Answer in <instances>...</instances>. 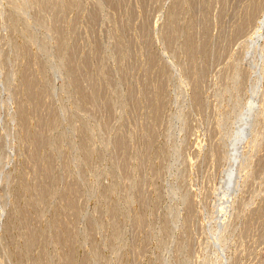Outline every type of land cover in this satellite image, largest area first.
Returning <instances> with one entry per match:
<instances>
[{
  "label": "rangeland",
  "instance_id": "374dc122",
  "mask_svg": "<svg viewBox=\"0 0 264 264\" xmlns=\"http://www.w3.org/2000/svg\"><path fill=\"white\" fill-rule=\"evenodd\" d=\"M24 1L0 0V264H264V0Z\"/></svg>",
  "mask_w": 264,
  "mask_h": 264
},
{
  "label": "bare ground",
  "instance_id": "6f19581e",
  "mask_svg": "<svg viewBox=\"0 0 264 264\" xmlns=\"http://www.w3.org/2000/svg\"><path fill=\"white\" fill-rule=\"evenodd\" d=\"M15 1H16V0H15ZM19 1H20V0H18V2H19ZM21 1H22V0H21ZM26 1H27V0H26ZM26 1H24V2H25V5L28 7V5H27L26 3H29V4H30V2H29V0H28L27 2H26ZM30 1H31V0H30ZM33 1H35V0H33ZM33 1H32V2H33ZM37 1H39V0H37ZM45 1H46V0H45ZM45 1H43V3H44V5H43V4H41V3H42V0H40V3H39V4H41V5H39V6H44V7H45V4H47V6L49 5V3L52 4V0H47L48 3H46ZM65 1H67V0H65ZM70 1H71V0H70ZM72 1H73V0H72ZM72 1H71V2H72ZM78 1H79V0H78ZM96 1H97V0H95V2H96ZM112 1H113V0H112ZM242 1H243V0H242ZM251 1L253 2V1H255V0H251ZM7 2H8V1H7ZM11 2H12V1H11ZM13 2H14V1H13ZM24 2H23V3H24ZM32 2H31V4H32ZM58 2H59V3H58ZM58 2H56V5H55V3L53 2V3H54L53 5H54V6H57V9H58V6H60L61 9H62V6H61V4H60V3H62V2H60V1H58ZM103 2H104V4H105V1H103ZM256 2H257V0H256ZM258 2H259V0H258ZM258 2H257V3H258ZM36 3H37V2H36ZM65 3L67 4V2H65ZM73 3H74V2H72V4H73ZM77 3H78V2H77ZM79 3H80V2H79ZM97 3H98V4H96V6H98V5H102V2H100L101 4H99V2H97ZM110 3L112 4L113 2H110ZM110 3H109V5H110ZM257 3H256L255 6L253 5V4H254V3H253V4H252V8H253V7L255 8V7L257 6L258 9H259L260 7L257 5ZM12 4H13V3H12ZM14 4H15V3H14ZM19 4H20V2H19ZM31 4H30V6H31ZM34 4H35V3H34ZM57 4H58V5H57ZM59 4H60V5H59ZM63 4H64V2H63ZM72 4H71V5H72ZM106 4H107V3H106ZM106 4H105V5H106ZM121 4H122V3H121ZM121 4H120V5H121ZM25 5H24V4L22 5V3H21V6H22V7L19 6V9H20V8H24ZM32 5H33V4H32ZM37 5H38V3H37ZM37 5H36V6H37ZM64 5H65V4H64ZM64 5H63V6H64ZM73 5H74V4H73ZM83 5H84V4H83ZM125 5H126V4H125ZM175 5H176V4H175ZM175 5H174V7H175ZM247 5H248V4H247ZM12 6H13V5H12ZM30 6H29V7H30ZM33 6L35 7V5H33ZM54 6H53V7H54ZM69 6H70V3L68 2V7H69ZM78 6H79V5H78ZM107 6H108V4H107ZM187 6H188V5H187ZM243 6H244V5H243ZM260 6H261V4H260ZM34 7H33V8H34ZM49 7H50V6L47 7V8H48V12H49V9L51 8V7H50V8H49ZM53 7H52V8H53ZM60 7H59V8H60ZM64 7H65V6H64ZM71 7H72V6H70L69 8H71ZM84 7H85V6H84ZM120 7H121V6H120ZM245 7H246V6H245ZM13 8H14V7H13ZM31 8H32V7H31ZM39 8H40V7H39ZM72 8H73V7H72ZM78 8H79V7H78ZM98 8H99V6H98ZM100 8H101V7H100ZM123 8H124V7H123ZM177 8H178V7H177ZM189 8H191V7H189ZM243 8H244V7H243ZM250 8H251V7H250ZM254 8H253V9H254ZM263 8H264V7H263ZM25 9H26V7H25ZM25 9H24V11H25ZM42 9H43V8H42ZM44 9H45V10H43V12H44V11H47V10H46V7H45ZM65 9L67 10L66 7H65ZM79 9H80V8H79ZM81 9H83V8H81ZM81 9H80V10H81ZM174 9H175V8H174ZM187 9H188V8H187ZM187 9H186V10H187ZM2 10H3V9H2ZM16 10H18V9H16ZM20 10H21V9H20ZM26 10H27V9H26ZM34 10H36V9H34ZM40 10H41V9H40ZM51 10H52V9H51ZM66 10H65V11H66ZM6 11H7V10H6ZM21 11H22V10H21ZM32 11H33V10H32ZM41 11H42V10H41ZM58 11H59V9H58ZM58 11H57V12H58ZM171 11H172V9H171ZM251 11H252V9H251ZM254 11H255V9H254ZM257 11H258V10H257ZM1 12H2V11H1ZM15 12H16V11H15ZM22 12H23V11H22ZM22 12H19V13H22ZM30 12H31V11H30ZM52 12H53V11H52ZM55 12H56V10H55ZM55 12H54V14H55ZM60 12H61V11H60ZM66 12H67V11H66ZM172 12H174V10H173ZM252 12H253V11H252ZM2 13H3V12H2ZM17 13H18V12H17ZM34 13H36V11H35ZM38 13H39V12H38ZM41 13H42V12H41ZM46 13H47V12H46ZM248 13H249V10H248ZM254 13H256V11H255ZM254 13H253V14H254ZM6 14H8V13L6 12ZM6 14H4V16H7ZM174 14H175V13H174ZM174 14H172V16H174ZM205 14H206V13H205ZM205 14H204V15H205ZM246 14H247V13H246ZM13 15H14V14H13ZM19 15H20V14H19ZM19 15H18V16H19ZM41 15H42V14H41ZM43 15H44V13H43ZM43 15H42V16H43ZM48 15H50V13H48ZM63 15H64V14H63ZM175 15H176V14H175ZM244 15H245V14H244ZM254 15H255V14H254ZM254 15H253L252 20H255V19H254V18H255ZM8 16H11V15H8ZM8 16H7V17H8ZM38 16H40V15H38ZM61 16H62V15H61ZM246 16H247V15H246ZM246 16H245V17H246ZM13 17L15 18V16H13ZM53 17H54V16H53ZM55 17H56V16H55ZM59 17H60V16H59ZM202 17H203V15H202ZM248 17H249V15H248ZM248 17H246V18H248ZM251 17H252V16H251V12H250V21H251ZM44 18H45V17H44ZM51 18H52V17H51ZM51 18H50V19H51ZM60 18H61V17H60ZM8 19H9V18H8ZM48 19H49V18H48ZM48 19H47V20H48ZM201 19H202V18H201ZM201 19H200V20H201ZM203 19H205V18H203ZM241 19H242V18H241ZM243 19H244V21L246 20L244 17H243ZM5 20H6V19H5ZM29 20H31V19H29ZM34 20H35V19H34ZM41 20H42V19H41ZM59 20H60V19H59ZM15 21H16V19H15ZM35 21H37V20H35ZM39 21H40V20H39ZM50 21H51V20H50ZM50 21H49V23H50ZM57 21H58V20H57ZM197 21H198V20H197ZM247 21H248V20H247ZM46 22H47V21H46ZM195 22H196V21H195ZM195 22H194V23H195ZM203 22H204V20H203ZM15 23H16V22H15ZM49 23H47V24H49ZM52 23H54V22L52 21V22H51V26L49 25L47 28L51 29V27L53 28V26L56 25V24H55V25L53 24V26H52ZM77 23H79V22H77ZM200 23H201V22H200ZM241 23H242V22H241ZM241 23H240V24H241ZM243 23H244V22H243ZM245 24H246V23H245ZM249 24H251V22H250ZM249 24H248V25H249ZM13 25H14V24H13ZM13 25H12V26H13ZM58 25H59V24H58ZM75 25H77V24H75ZM187 25H188V24H187ZM187 25H186V26H187ZM195 25H197V23H196ZM202 25H204V24H202ZM186 26H185V27H186ZM237 26H238V25H237ZM55 27H56V26H55ZM70 27H71V26H70ZM72 27H73V26H72ZM72 27H71V28H72ZM193 27H194V25H193ZM240 27H241V26H240ZM242 27H243V26H242ZM246 27H248V26H246ZM246 27H245V28H246ZM170 28H171V27H170ZM172 28L174 29L173 26H172ZM198 28H199V27H198ZM237 28H238V27H237ZM194 29H195V28H194ZM241 29L243 30L244 27L241 28ZM246 29H247V28H246ZM246 29H245V30H246ZM165 30H166V29H165ZM180 30H181V29H180ZM180 30H179V31H180ZM196 30H197V29H196ZM237 30H238V29H237ZM237 30H235V31H237ZM247 30H248V29H247ZM50 31H53V30L51 29ZM172 31H173V30H172ZM172 31L170 30V32H172ZM190 31H191V30H190ZM235 31H234V32H235ZM53 32H56V31H53ZM163 32H164V31H163ZM239 32L242 33L240 30H239ZM245 32H246V31H245ZM166 33H167V32H166ZM185 33H186V32H185ZM185 33H184V34H185ZM163 34H164V33H163ZM174 34H176V33H174ZM181 34H182V32H181ZM190 34H191V33H190ZM238 34H239V33H238ZM244 34H246V33H244ZM53 35H54V33H53ZM56 35H57V34L55 33V36H56ZM165 35H166V34H165ZM176 35H177V34H176ZM176 35H175V36H176ZM185 35H186V34H185ZM185 35H184V36H185ZM55 36H54V37H55ZM59 36H60V35H59ZM190 36H191V35H190ZM193 36H194V34H193ZM196 36L198 37V34H197ZM54 37L52 36V38H54ZM60 37H61V36H60ZM165 37H166V36H165ZM167 37H168V36H167ZM169 37H170V34H169ZM176 37H177V36H176ZM176 37H174V38H176ZM191 37H192V36H191ZM56 38H57V37H56ZM178 38H179V37H178ZM183 38H184V37H183ZM192 38H193V37H192ZM201 38H202V37H200V39H201ZM143 39H144V38H143ZM165 39H166V38H165ZM239 39H240V38H239ZM59 40H60V39H59ZM61 40H62V37H61ZM61 40H60V41H61ZM168 40H169V39H168ZM184 40H185V38H184ZM192 40H193V39H192ZM32 41H33V40H32ZM60 41H59V42H60ZM169 41H172V40H169ZM169 41H165V42H167V44H168ZM174 41H175V39H174ZM26 42H27V41H26ZM54 42H55V39H54ZM56 42L58 43V38H57ZM147 42H148V41H147ZM184 42H185V41H184ZM196 42H197V41H196ZM196 42L194 43V45H195V44L198 45V43H196ZM201 42H202V41H201ZM27 43H29V42H27ZM27 43H26V44H27ZM33 43H34V42H33ZM175 43H176V42H175ZM169 44H170V42H169ZM189 44H190V43H189ZM199 44H200V43H199ZM201 44H202V43H201ZM22 45H24V44H22ZM27 45H28V44H27ZM202 45H203V44H202ZM19 46H20V45H19ZM25 46H26V45H25ZM25 46H22V47H25ZM191 46H192V44H191ZM20 47H21V46H20ZM20 47H19V48H20ZM168 47H170V45H169ZM186 47H187V45H186ZM186 47H182V48H185V49H186ZM199 47H201V46H199ZM187 48H188V47H187ZM189 48H190V47H189ZM192 48H195V47L192 46L190 49H192ZM197 48H198V47H197ZM201 48H202V47H201ZM21 49H22V48H21ZM167 49H168V48H167ZM185 49H184V50H185ZM202 49H203V48H202ZM246 49H247V48H246ZM38 50H39V49H38ZM125 50H127V49H125ZM125 50H124V51H125ZM192 50H193V49H192ZM195 50H196V49H195ZM17 51H18V48H17ZM17 51H16V53H17ZM19 51H20V50H19ZM40 51H41V50H40ZM69 51H70V50H69ZM69 51H67V52H69ZM197 51H198V50H197ZM35 52H36V51H35ZM35 52H34V54H35ZM37 52H38V51H37ZM39 53H40V52H39ZM65 53H66V52H65ZM193 53H195V52L193 51ZM20 54H21V51H20ZM34 54H33V55H34ZM33 55H32V56H33ZM35 55H36V54H35ZM64 55H65V54H64ZM189 55H190V54H189ZM219 55H220V54H219ZM36 56H37V55H36ZM36 56H35V58H37ZM62 56H63V55H62ZM220 56H221V55H220ZM64 57H65V56H64ZM66 57H67V56H66ZM66 57H65V58H66ZM68 57H69V56H68ZM190 57H191V56H190ZM69 58H70V57H69ZM69 58H67V59L69 60ZM61 59H62V58H61ZM63 59H64V58H63ZM67 59H66V61H67ZM71 59H72V58H71ZM32 60H33V57H32ZM36 60H37V59H36ZM80 60H81V58H80ZM85 60H86V58H85ZM85 60H83V61L86 62L87 60H86V61H85ZM94 60H96V59H94ZM199 60H200V59H199ZM199 60H198V61H199ZM29 61L31 62V60H29ZM34 61H35V60H34ZM92 61H93V60H92ZM62 62H64V61L62 60L59 64H61ZM71 62H73V61H71ZM76 62H77V61H76ZM96 62H97V60H96ZM27 63H29V62H27ZM66 63H67V62H65V64H66ZM68 63H69V61H68ZM73 63H74V62H73ZM198 63L201 64L200 62H198ZM202 63H203V62H202ZM36 64H37V62H36ZM82 64H83V62H82ZM84 64H85V63H84ZM22 65H23V64H22ZM33 65H35V63H34ZM33 65H32V66H33ZM37 65H38V64H37ZM37 65H36V67H38V69H39V66H40V65H38V66H37ZM56 65H57V64H56ZM61 65H62V64H61ZM67 65H68L69 67H68ZM67 65H65V66H67L68 68H71L69 64H67ZM74 65H75V63H74ZM77 65H78V64H77ZM90 65H91V64H90ZM41 66L43 67V65H41ZM78 66H79V65H78ZM78 66H77V68H78ZM81 66H82V65H81ZM95 66H96V65H95ZM95 66H94V67H95ZM98 66H100V65H98ZM27 67H28V65H27ZM27 67H25V68H27ZM30 67H31V65H30ZM33 67H34V66H33ZM61 67H62V66H61ZM90 67H91V66H90ZM21 68H22V67H21ZM21 68H20V69H21ZM25 68L23 67V69H25ZM62 68H63V67H62ZM62 68H60V69H62ZM74 68H75V67H74ZM80 68H81V67H80ZM87 68L89 69V66H88ZM95 68H96V67H95ZM58 69H59V66H58ZM81 69H83V68H81ZM91 69H92V68H91ZM76 70H77V69H76ZM76 70H75V71H76ZM17 71H19V70H17ZM21 71H23V70H21ZM26 71H27V70H26ZM26 71H25V74H26L25 77L27 76ZM32 71H33V70H32ZM34 71H36L35 68H34ZM41 71H42V70H41ZM68 71H69V70H68ZM72 71H73V70H72ZM72 71H70V72H72ZM78 71H79V70H78ZM84 71H85V70H84ZM84 71H83V72H84ZM96 71H97V70H96ZM103 71H104V70H102V73L104 74ZM29 72H31V70H30ZM42 72H43V71H42ZM66 72H67V71H66ZM76 72H77V71H76ZM89 72H90V71H89ZM98 72H99V71H98ZM20 73H21V72H20ZM37 73H38V72H37ZM40 73H41V72H40ZM43 73H44V72H43ZM80 73H81V72H80ZM237 73H238V72H237ZM21 74H22V73H21ZM33 74H34V73H33ZM69 74L71 75V73H69ZM87 74H88V72H87ZM87 74H85V75H87ZM194 74H195V73H194ZM15 75H16V73H15ZM19 75H20V74H19ZM35 75H36V74H35ZM70 75H69V76H70ZM77 75H78V74H77ZM88 75H89V74H88ZM148 75H149V74H148ZM233 75H234V74H233ZM233 75H232V78H233ZM235 75H237V74H235ZM22 76L24 77V75H22ZM28 76H29V75H28ZM91 76H92V75H91ZM97 76H99V75H97ZM101 76H102V75H101ZM237 76H238L237 78H239L240 75L238 74ZM241 76H242V73H241ZM16 77H17V76H16ZM16 77H14V78L16 79ZM23 77H20L21 80L23 79ZM25 77H24V78H25ZM35 77H38V76L36 75ZM72 77H73V75H72ZM72 77H71V78H72ZM75 77H76V76L74 75V78H73V79H75ZM81 77H82V75H81ZM94 77H96V76H94ZM103 77L105 78V77H106V74H104ZM103 77H102V78H103ZM235 77H236V76H235ZM235 77H234V78H235ZM29 78H30V77H29ZM31 78H32V75H31ZM41 78H42V76H41ZM68 78H69V77H68ZM79 78H80V77H79ZM102 78H101V79H102ZM107 78H108V77H107ZM107 78H106V80H105L106 83H107V81H108ZM149 78H150V77H149ZM149 78H148V79H149ZM36 79H37V78H36ZM38 79H39V77H38ZM42 79L45 80L44 77H43ZM81 79H82V78H81ZM108 79H110V78H108ZM111 79H112V78H111ZM120 79H121V78H120ZM123 79H124V78H123ZM13 80H14V79H13ZM17 80H19V78H18ZM28 80H31V79H28ZM28 80L26 79L27 82H29ZM32 80H33V78H32ZM39 80H40L39 82H41V79H39ZM69 80H71V79H69ZM82 80H83V79H82ZM82 80H81V81H82ZM90 80H91V79H90ZM118 80H119V79H118ZM22 81H24V80H22ZM26 81H25V82H26ZM36 81H37V80H36ZM47 81H48V80H47ZM76 81H77L78 83H77V84H74L75 81L73 82V81L71 80V82H72L71 85L74 84L75 87H78V88H79V86H81L80 83H79V79L77 78ZM119 81H120V80H119ZM146 81H147V79H146ZM148 81H149V80H148ZM148 81H147V82H148ZM236 81H238V80H236ZM20 82H21V81H20ZM93 82H94V81H93ZM101 82H102V80H101ZM109 82H110V81H109ZM233 82H234V80H233ZM33 83H34V84L37 83V82H35V79L32 81L31 84H33ZM67 83H68V82H67ZM75 83H76V82H75ZM81 83H82V82H81ZM102 83H103V82H102ZM112 83H113V82H112ZM112 83H111V84H112ZM148 83H149V82H148ZM236 83H238V82H236ZM21 84H22V83H21ZM21 84H20V85H21ZM26 84H28V83H26ZM29 84H30V83H29ZM39 84H40V83H39ZM42 84H43V83H42ZM78 84H79V86H78ZM86 84H88V83L85 82V86H86ZM92 84H93V83H92ZM107 84H108V83H107ZM150 84H151V83H150ZM40 85H41V84H40ZM76 85H77V86H76ZM95 85H96V84H95ZM99 85H100V84H99ZM112 85H113V84H112ZM24 86H25V84H24ZM26 86H28V85H26ZM29 86L31 87V85H29ZM36 86H37V85H36ZM41 86H42V85H41ZM44 86H45V85H44ZM74 86H72V87L74 88ZM91 86H92V85H91ZM34 87H35V86H34ZM39 87H40V86H39ZM68 87L72 90V88H71V86H70V83L68 84ZM81 87H82V86H81ZM83 87H84V86H83ZM97 87H98V86H97ZM146 87H148V86H146ZM198 87H199V86H198ZM16 88H17V87H16ZM16 88H15V89H16ZM32 88H33V86H32ZM37 88H38V87H37ZM41 88H43V86H42ZM110 88H111V87H110ZM127 88H128V87H127ZM17 89H18V88H17ZM19 89H20V87H19ZM27 89H28V88H27ZM33 89H36V88H33ZM75 89H76V88H75ZM89 89H90V88H89ZM20 90H21V89H20ZM23 90H24V89H23ZM25 90H26V89H25ZM25 90H24V91H25ZM36 90H37V89H36ZM43 90H44V88H43ZM45 90H46V88H45ZM79 90H81V88H79L77 91L79 92ZM90 90H91V89H90ZM100 90H101V89H100ZM113 90H114V88H113ZM142 90H143V89H142ZM154 90H155V89H154ZM24 91H23V94H24L23 96L25 97V96H26V93H27L28 91H32V90H30V88H29V90L26 91V93H24ZM41 91H42V90H41ZM41 91H40V92H41ZM73 91H74V89H73ZM75 91H76V90H75ZM87 91H89V90H87ZM87 91H86V93H87ZM93 91H96V90H93ZM97 91H98V90H97ZM140 91H141V90H140ZM155 91H156V92L158 93V95H159L158 90H155ZM16 92H17V90H16ZM18 92H19V91H18ZM78 92H77V93H78ZM109 92H110V89H109ZM114 92H116V91H114ZM150 92H153V90L150 91ZM29 93H30V92H29ZM29 93H28V95L30 96V94H32L33 91H32V93H30V94H29ZM36 93H37V91H36ZM45 93H47V91H46ZM45 93H44V95H45ZM79 93H80V92H79ZM86 93H85V95H86ZM91 93H92V92H91ZM98 93H100V92H98ZM101 93H102V92H101ZM111 93H112V92H111ZM118 93H120V92H118ZM118 93H117V94H118ZM143 93H144V91H143ZM263 93H264V92H263ZM87 94H88V93H87ZM95 94H96V93H95ZM144 94H145V93H144ZM144 94H143V95H144ZM148 94H149V93H148ZM151 94H152V93H151ZM28 95H27V96H28ZM34 95H35V94H34ZM41 95H42V92H41ZM80 95H83V94L80 93ZM85 95H83V96H85ZM101 95H102V96H101ZM101 95H99V96H101L100 98H101V100H102L103 94H101ZM105 95H106V94H105ZM114 95H115V94H114ZM146 95H147V93H146ZM152 95H153V94H152ZM158 95H156V96H158ZM36 96H37V95H36ZM39 96H40V95H39ZM83 96H82V97H83ZM88 96H89V95H88ZM92 96H94V95H92ZM95 96H96V95H95ZM144 96H145V95H144ZM144 96H143V97H144ZM33 97H35V96H33ZM33 97H32V100L34 99ZM47 97H48V96H47ZM85 97H86V96H85ZM89 97H90V96H89ZM110 97H111V96H110ZM110 97L108 96L107 98H110ZM120 97H122V96H120ZM148 97H149V96H148ZM20 98H21V97H20ZM25 98H26V97H25ZM35 98H36V97H35ZM41 98L44 100L43 96H42ZM78 98L80 99V101H82L84 97L81 98V96H79ZM91 98H93V97H91ZM91 98H89V99H91ZM37 99L39 100L40 97L37 98ZM42 99H41V102H42ZM81 99H82V100H81ZM84 99H85V98H84ZM110 99H111V98H110ZM113 99H114V98H113ZM115 99H116V98H115ZM18 100H19V99H18ZM27 100H28V101H31V103H32V100H30V98L27 99ZM46 100H47L46 104L49 103V101H48L47 98H46ZM87 100H88V99H87ZM105 100H106V99H105ZM108 100H109V99H108ZM25 101H26V100H25ZM33 101H35V104H36V105H37L38 103H41L40 100H39V101H37V100H33ZM106 101H107V100H106ZM261 101L263 102L264 100L261 99ZM261 101H260V103L262 104ZM22 102H23V101H22ZM22 102H21V103H22ZM36 102H37V103H36ZM44 102H45V100L43 101V103H44ZM50 102H51V101H50ZM75 102H77V101H75ZM83 102H85V101H83ZM92 102H94V101H92ZM97 102H98V101H97ZM254 102H255V101H254ZM21 103H20V104H21ZM29 103H30V102H28V104H29ZM33 103H34V102H33ZM77 103L79 104L80 102H77ZM260 103L257 104L258 107H259ZM35 104H34V105H35ZM44 104H45V103H44ZM46 104H45V105H46ZM75 104H76V103H75ZM95 104H96V103H95ZM101 104H102V103H101ZM254 104H255V103H254ZM18 105H19V104H18ZM41 105H43V104H41ZM45 105H43L44 108H45ZM81 105H82V104H81ZM83 105H84V104H83ZM96 105H97V104H96ZM255 105H256V104H255ZM19 106H21V105H19ZM25 106H26V105H25ZM38 106H39V105H38ZM43 106H42V107L40 106V108L44 109ZM90 106H91V105H90ZM94 106H95V105L93 104V106H91V107H93V109H94ZM102 106H104V105H102ZM23 107H24V106H23ZM30 107H31V105L29 106V108H30ZM36 107H37V106H36ZM46 107H49V105L47 104ZM50 107H51V106H50ZM76 107L78 108V107H80V105H79V106H76ZM85 107H86V106H85ZM99 107H100V106H99ZM256 107H257V106H256ZM260 107H261V106H260ZM263 107H264V106H263ZM263 107H262V108H263ZM21 108H22V106H21ZM26 108H28V107H26ZM38 108H39V107H38ZM40 108H39V109H40ZM86 108H87V107H86ZM95 108H96V107H95ZM97 108H98V107H97ZM97 108H96V110H97ZM100 108H101V107H100ZM103 108H104V107H103ZM22 109H23V108H22ZM22 109H21V112H22V113L25 112L24 110L22 111ZM30 109H32V107H31ZM35 109L37 110V108H35ZM35 109H34V110H35ZM39 109H38V110H39ZM42 109H40V110H42ZM46 109H47V108H46ZM88 109H89V107H88ZM36 110H35V114H36V112L39 113V112L36 111ZM48 110H49V108H48L47 110H45V111H48ZM50 110H51V109H50ZM50 110H49V111H50ZM70 110H72V109H70ZM18 111H19V109H18ZM84 111H85V110H84ZM94 111H95V110H94ZM97 111H98V110H97ZM30 112H31V110H30ZM33 112H34V111H33ZM42 112H43V111H42ZM16 113H17V112H16ZM18 113H19V112H18ZM47 113H48V112H47ZM47 113H46V114H47ZM52 113H53V112H52ZM64 113H65V112H64ZM66 113H67V111H66ZM66 113H65V115H66ZM88 113H89V111H88ZM94 113H96V112H94ZM97 113H98V112H97ZM23 114H25V113H23ZM23 114L20 113V116H19V117H20V118H23V117H21V115H23ZM26 114H27V113H26ZM39 114H40V113H39ZM39 114H38V116H39ZM42 114L44 115V112H43ZM53 114H54V113H53ZM69 114H70V113H69ZM69 114H67V115H69ZM91 114H92V112H91ZM33 115H34V114H33ZM50 115H51V113H50ZM29 116H30V115H29ZM34 116H36V115H34ZM38 116H37V117H38ZM19 117H18V118H19ZM24 117H26V116H24ZM43 117H44V116H43ZM43 117L41 116V118H42L43 120H45ZM45 117H46V116H45ZM48 117H49V116H48ZM53 117H54V116H53ZM53 117H52V118H53ZM66 117H67V116H66ZM26 118H28V115H27ZM38 118H40V117H38ZM55 118H56V117H55ZM28 119H29V118H28ZM30 119H31V118H30ZM34 119H35V118H34ZM34 119H33V120H34ZM36 119H37V118H36ZM36 119H35L34 122H36ZM48 120H49V119H48ZM101 120H102V119H101ZM21 121H22V122H20V123L23 125V126H21V127H24V124H25L24 122H26V121H24V122H23V120H21ZM38 121H39V119H38ZM38 121H37V122H38ZM53 121H54V120H53ZM103 121H104V120L100 121L101 123L98 122V126H99V123H100V124H103V123H104ZM105 121H106V119H105ZM31 122H32V121H31ZM102 122H103V123H102ZM23 123H24V124H23ZM28 123H30V122L28 121ZM39 123H41V120H40V122H38V124H39ZM47 123H48V122H47ZM50 123H52L51 120H50ZM50 123H49V124H50ZM55 123H57V122H55ZM106 123H107V122H106ZM106 123H105V124H106ZM36 124H37V123H35V127H36V129L39 130L40 128H42V127H40V126H39L40 128H37ZM42 124H43V122H42ZM49 124H47L46 126H48ZM53 124H54V123H53ZM29 125H30V124H29ZM39 125H40V124H39ZM44 125H45V123H44ZM54 125H55V124H54ZM54 125H53V126H54ZM56 125H57V124H56ZM106 125H107V124H106ZM25 126H27V125H25ZM33 126H34V125H33ZM103 126H104V124H103ZM27 127H28V126H27ZM58 127H59V126H58ZM95 127H97V126H95ZM95 127H94V128H95ZM100 127H102V125H101ZM33 128H34V127H33ZM102 128H103V127H102ZM104 128H105V127H104ZM23 129H24V128H23ZM25 129H26V128H25ZM50 129H51V128H50ZM50 129H49V130H50ZM54 129H55V128H53V130H54ZM56 129H57V127H56ZM88 129H89V128H88ZM98 129H100V128L98 127ZM242 129H243V128H242ZM34 130H35V128H34ZM34 130H33V131H34ZM53 130H50V134H51V131H53ZM103 130H104V129H102V130L100 129V131H103ZM243 130H244V129H243ZM22 131H23V130H22ZM35 131H36V130H35ZM35 131H34V132H35ZM56 131H57V130H56ZM88 131H89V130H88ZM90 131H93V130H90ZM98 131H99V130H98ZM26 132H28V131L26 130ZM34 132H33V133H34ZM36 132H38V131H36ZM42 133H43V131H42ZM42 133H41V134H38L39 139H40V138L43 139V138L46 136V134H48V132H47V133L45 132V136L43 137V134H42ZM29 134H31V133H29ZM55 134H56V133H55ZM23 135H24V134H23ZM40 135H42V137H40ZM52 135H53V134H52ZM63 135H64V133H63ZM33 136H34V135H33ZM54 136H55V135H54ZM24 137H26V135H25ZM28 137H29V136H28ZM48 137H49V135H48ZM52 137H53V136H52ZM55 137H56V136H55ZM61 137H62V136H61ZM34 138H37V139H38V137L36 136V134H35V137H34ZM50 138H51V136H50ZM32 139H33V138H32ZM45 139H46V137H45ZM57 139H58V137H57ZM57 139H56V141H58ZM84 139H86V138H84ZM149 139L151 140V138H149ZM34 140H35V139H34ZM34 140H32V141H34ZM48 140H49V139H48ZM48 140H47V141H48ZM51 140H52V138H51ZM35 141H37V140H35ZM38 141H39V140H38ZM38 141H37V142H38ZM43 141H44V140H43ZM82 141H83V140H82ZM87 141H88V140H87ZM40 142L42 143L41 139H40L39 143H40ZM45 142H46V141H45ZM45 142H44V143H45ZM49 142H50V141H49ZM58 142L62 144V142H60V141H58ZM88 142H89V141H88ZM145 142H146V141H145ZM30 143H31V142H30ZM30 143L28 144V146H30ZM33 143H35V142H33ZM33 143H31V144H33ZM41 143H40V144H41ZM55 143H56V142H55ZM55 143H54V144H55ZM85 143H86V142H85ZM85 143H84V144H85ZM147 143H148V141H147ZM150 143H151V142L149 141V144H150ZM35 144H36V143H35ZM49 144H50V143H49ZM57 144H58V143H56L55 146H57ZM61 144H59V146H61ZM247 144H248V143H247ZM38 145H39V144H38ZM38 145H37V146H38ZM42 145H43V144H42ZM52 145H53V144H52ZM85 145H87V144H85ZM120 145H121V144H120ZM55 146H54V148H52V150L55 149ZM118 146H119V145H118ZM144 146H145V145H144ZM147 146H149V145L147 144ZM245 146H246V145H245ZM30 147H31V146H30ZM30 147H29V148H30ZM32 147H34V148L36 149L35 145H34V146L32 145ZM44 147H47V146L44 145ZM49 147H50V146H49ZM52 147H53V146H52ZM81 147H82V146H81ZM57 148H58V147H57ZM145 148H146V146H145ZM145 148H143V149H145ZM149 148H150V147H148V149H149ZM47 149H49V148H47ZM61 149H62V148H61ZM61 149H60V147L58 148V150H61ZM117 149H118V148H117ZM26 150H28V149L26 148ZM31 150H32V148H31ZM38 150H40V148H38ZM52 150H49V151L52 152ZM58 150H57V151L55 150V151L58 152ZM121 150H122V149H121ZM245 150H246V149L244 148L243 151H245ZM53 151H54V150H53ZM247 151H248V150H247ZM30 152H31V151H30ZM30 152L27 151V153H30ZM33 152H34V151H33ZM35 152H36V151H35ZM56 152H55V153H56ZM226 152H227V151H226ZM228 152H229V151H228ZM228 152H227V153H228ZM235 152H236V151H235ZM46 153H48V152H46ZM46 153H45V154H46ZM49 153H50V152H49ZM49 153H48V154H49ZM53 153H54V152H53ZM243 153H245V152H243ZM32 154H33V153H32ZM32 154L29 155V156H33ZM43 154H44V152H43ZM51 154H52V153H51ZM232 154H233V153H232ZM27 155H28V154H27ZM34 155H35V154H34ZM229 155H230V153H229ZM44 156H45V155H44ZM44 156H43V157H44ZM52 156H54V155H52ZM40 157H41V159H42V156H41V155H40ZM45 157H46V156H45ZM45 157H44V158H45ZM48 157H50V156H47L46 158H48ZM224 157H225V156H224ZM224 157H222V158L224 159ZM226 157H227V156H226ZM226 157H225V158H226ZM79 158H80V157H79ZM79 158H78V159H79ZM241 158H242V157H241ZM30 159H32V157H30ZM52 159H53V157H52ZM55 159H56V158H55ZM230 159H231V158H230ZM237 159H238V158H237ZM38 160H40V158H39ZM49 160H50V159H49ZM77 161L80 162V160H77ZM45 162H46V161H45ZM47 162H49V161H47ZM37 163H39V164H37L36 167H37L38 165H40V162L37 161ZM53 163H54V162H53ZM53 163H52V164H53ZM41 164H42V162H41ZM45 164H46V163H45ZM48 164H49V163H48ZM50 164H51V163H50ZM121 165H122V164H121ZM48 166L51 167L50 165H48ZM58 166H59V165H58ZM41 167H42V166H41ZM44 167H45V171H46V169H47V165L44 166ZM37 168H38V167H37ZM52 168H54V166H53ZM56 168H57V167H56ZM59 168H60V167H59ZM122 168H123V167H122ZM41 169H42V168H41ZM49 169L51 170V168H49ZM57 169H58V168H57ZM38 170H39V169H38ZM42 170H43V169H42ZM53 170H54V169H53ZM119 170H120V169H119ZM45 171H44V172H45ZM47 171H49V170H47ZM47 171H46L45 173H48ZM44 172L41 171V173H43V174H44ZM51 172H53V171H51ZM39 173H40V171H39ZM39 173H38V174H39ZM51 174H52V173H51ZM51 174H48V175H51ZM42 176H43V175H42ZM44 176H47V175H44ZM38 177H39V175H38ZM46 178L49 179L48 176H47ZM51 178H52V177H51ZM40 179L42 180L41 175H40ZM40 179H39V180H40ZM41 180H40V181H41ZM43 180H44V178H43ZM43 180H42V181H43ZM44 181H46V180H44ZM44 181H43V183H46V182H44ZM47 181H48V180H47ZM38 182H39V181H38ZM41 185H42V184L39 185L40 188L42 187ZM44 186H45V185H44ZM44 186H43V188H41V189H45L46 186H45V188H44ZM38 189H39V187H38ZM70 190H72V189H70ZM70 190H68V191H69V192H68L67 189H66V191H67L68 193H70ZM38 191L40 192V189H39ZM46 191H47V190H46ZM48 191H49V190H48ZM64 191H65V189H64ZM73 191H75V188H74ZM76 191H77V190H76ZM76 191H75V192H76ZM43 192H45V191H43ZM50 192H51V191H50ZM67 192H66V194H67ZM36 193H37L38 196L40 197L39 193H38V192H36ZM45 193H46V192H45ZM45 193H44V194H45ZM47 193H48V192H47ZM71 194H72V192H71ZM71 194H70V195H71ZM73 194H74V193H73ZM70 195H69V196H70ZM43 196H44V195H43ZM45 196H47V195H45ZM45 196H44V197H45ZM63 196H64V195H63ZM128 196H130V195H128ZM128 196H127V197H128ZM36 197H37V196H36ZM44 197H41V198H44ZM74 197H75V195H74ZM130 197H132V196H130ZM48 198H49V197H48ZM70 198H73V197H70ZM36 199H37V198H35V201H36ZM60 199H61V198H60ZM66 199H67V198H66ZM73 199H74V198H73ZM41 200H42V199H40V202H41V203H44V202H42ZM44 200H45V199H44ZM64 200H65V198H64ZM71 200H72V199L69 200V201H70L69 203L67 202L68 200L66 201V202L68 203V207L65 206L64 204H62V207H60V208H64V209H65V208L67 207V208H69V210H70V208H71V209L74 208V206H75V208H76V207L78 206L77 202L75 201L76 204H77V206H76V204L73 206L74 201L72 200V201H73V203H72ZM131 201H133V200L131 199ZM38 202H39V201H38ZM40 202H39V203H40ZM129 202H130V201H129ZM133 202H134V201H133ZM31 203H32V202H31ZM41 203H40V204H41ZM127 203H128V202H127ZM44 204H45V206H46V201H45ZM130 204H132V203H130ZM38 205H39V204H38ZM38 205L36 204V206H38ZM42 205H43V204H42ZM63 205H64L65 207H63ZM39 206H40V205H39ZM60 208H59V209H60ZM62 210H63V209H61V211H62ZM74 210H75V209H74ZM77 210H78V209H77ZM63 211H64V210H63ZM63 211H62V212H63ZM70 211H71V210H70ZM66 212H68V210H66ZM73 212H74V211H73ZM76 212H79V211H76ZM60 213H61V212H60ZM69 213H70V212H69ZM71 213H72V212H71ZM61 214H62V213H61ZM64 214H65V211H64ZM67 214H68V213H67ZM65 215H66V214H65ZM69 215H71V214H69ZM69 215H68V217H69ZM72 215H73V214H72ZM72 215H71V216H72ZM77 215H78V214H77ZM58 216H59V215H58ZM66 216H67V215H66ZM66 216H65V217H66ZM73 216H74V215H73ZM75 217H77V216H75ZM71 218H72V217H71ZM57 219H58V218H57ZM66 219H68V218H66ZM61 220H62V219H61ZM61 220H60V221H61ZM73 220L75 221V219H73ZM60 221H59V222H60ZM63 221L65 222V220H63ZM67 221H69V220H67ZM69 222H71V221H69ZM56 223H57V222H56ZM59 224H60V223H59ZM66 224H67V223H66ZM66 224H65V226H66V228H67V227H68V226H67L68 224H67V225H66ZM70 224H72V222H71ZM70 224H69V225H70ZM52 225H53V224H52ZM52 225H51V226H52ZM62 225H63V224H62ZM56 226H57V225H56ZM61 227H63V226H61ZM54 228H55V227H54ZM54 228H53V231H54ZM68 228H69V227H68ZM70 228H71V227H70ZM56 229H57V228H56ZM51 230H52V229H51ZM58 230H59V229H58ZM60 230H61V229H60ZM66 230H67V229H66ZM68 230H69V229H68ZM49 231H50V230H49ZM63 231H65V230H63ZM70 231H71V230H70ZM92 231H93V230H92ZM60 232H61V231H60ZM54 233H55V232H54ZM54 233H52V234H54ZM57 233H58V232H57ZM61 233H62V232H61ZM72 233L74 234V232H72ZM84 233H85V232H84ZM86 233H87V232H86ZM86 233H85V234H86ZM52 234H51V235H52ZM70 234H71V232H70ZM48 235H49V234H48ZM48 235H47V236H48ZM83 235H84V234H83ZM70 236H71V235H70ZM70 236H69V237H70ZM75 236H77V235H75ZM87 236H88V235H87ZM50 237H51V240H52V238H54L55 236H54V237L50 236ZM60 237H61V236H60ZM63 237H64V236H63ZM63 237H62V238H63ZM66 237H67V236H66ZM66 237H65V239H67V240L69 241L70 239H68V238H66ZM73 237H74V236H73ZM47 238H49V236H48ZM56 238H57V237H56ZM70 238H71V237H70ZM32 240H33V239H32ZM56 240H57V239H55V242L58 243L59 241H56ZM59 240H60V238H59ZM73 240H74V239H73ZM29 241L31 242V240H29ZM29 241H28V243H30ZM33 241H34V240H33ZM63 241H64V239H63ZM65 241H66V240H65ZM68 241H66V242H68ZM69 242H70V241H69ZM32 243H34V242H32ZM50 243H51V242H50ZM52 244H54V242H52ZM52 244H51V245H52ZM63 244H65V243L63 242ZM68 244H70V243H68ZM29 245H30V244H29ZM57 245H58V244H57ZM57 245H56V246H57ZM31 246H32V245H31ZM53 246H55V244H54ZM58 246H59V245H58ZM63 246H64V245H62V247H63ZM70 246H71V245H70ZM62 247H61V248H62ZM61 248H60V249H61ZM66 248H67V246H66ZM66 248H65V249H66ZM70 248H71V247H70ZM70 248H69L68 250H70ZM96 248H97V247H96ZM96 248H95V249H96ZM53 249H55V247H54ZM91 249H92V248H91ZM55 250H56V249H55ZM55 250H54V251H55ZM52 251H53V250H52ZM62 251H64V250H61V252H62ZM91 251L94 252L95 250H94V251L91 250ZM55 253H56V251H55ZM63 253H64V252H63ZM45 254H46V253H45ZM57 254H59V253H57ZM64 254H65V253H64ZM64 254H61V255L59 256V258H58L59 261H61V262L63 261V263H64V261L67 259L66 255L68 256L69 253H68V254H65V255H64ZM91 254H92V253H91ZM93 254H95V253H93ZM47 255H48V254H47ZM47 255H46V256H47ZM46 256H44V258H45ZM54 256H55V255H54ZM57 256H58V255H57ZM70 256H71V255H70ZM70 256H69V257H70ZM42 257H43V255H42ZM48 257H49V256H48ZM52 257H53V256H52ZM69 257H68V259H70ZM39 258H40V257H39ZM44 258H43V259H44ZM56 258H57V257H55V258L53 257L54 260H56ZM41 259H42V258H41ZM97 259H98V258H97ZM97 259H96V260H97ZM45 260H46V258H45ZM70 260H71V259H70ZM39 261H41V260H39ZM43 261H44V260H43ZM43 261H42V262H43ZM51 261H52V260H51ZM59 261H56V262H59ZM37 262H38V261H37ZM44 262H45V261H44ZM44 262H43V264H44ZM68 262H69V261H68ZM39 263H41V262H38V264H39ZM51 263H52V262H51ZM53 263H54V261H53ZM63 263H61V264H63ZM41 264H42V263H41ZM45 264H47V261H46ZM54 264H55V263H54ZM68 264H69V263H68Z\"/></svg>",
  "mask_w": 264,
  "mask_h": 264
}]
</instances>
